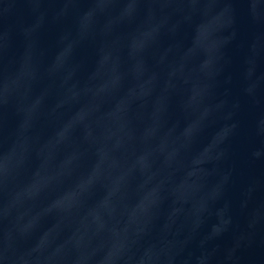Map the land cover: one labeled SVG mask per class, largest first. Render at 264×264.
<instances>
[{"label":"water","instance_id":"1","mask_svg":"<svg viewBox=\"0 0 264 264\" xmlns=\"http://www.w3.org/2000/svg\"><path fill=\"white\" fill-rule=\"evenodd\" d=\"M0 264H264V0H0Z\"/></svg>","mask_w":264,"mask_h":264}]
</instances>
